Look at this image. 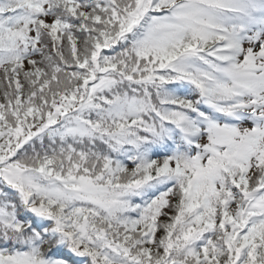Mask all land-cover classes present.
Returning a JSON list of instances; mask_svg holds the SVG:
<instances>
[{
	"label": "snow or ice",
	"instance_id": "snow-or-ice-1",
	"mask_svg": "<svg viewBox=\"0 0 264 264\" xmlns=\"http://www.w3.org/2000/svg\"><path fill=\"white\" fill-rule=\"evenodd\" d=\"M0 264H264V0H0Z\"/></svg>",
	"mask_w": 264,
	"mask_h": 264
}]
</instances>
